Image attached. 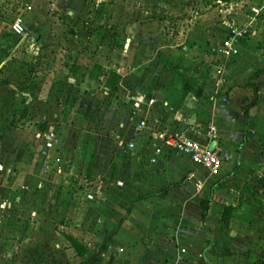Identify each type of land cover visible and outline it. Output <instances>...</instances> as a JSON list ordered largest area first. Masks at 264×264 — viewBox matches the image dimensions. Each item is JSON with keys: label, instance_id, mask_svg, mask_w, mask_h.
Masks as SVG:
<instances>
[{"label": "crops", "instance_id": "0c3cea01", "mask_svg": "<svg viewBox=\"0 0 264 264\" xmlns=\"http://www.w3.org/2000/svg\"><path fill=\"white\" fill-rule=\"evenodd\" d=\"M14 1L0 0V19L14 12ZM45 1L28 0L34 7L26 9L20 0L9 29L21 18L30 43L37 30L38 43H47L54 35L42 33L48 25L36 13ZM91 1H58L60 28L75 25L83 46L66 52L77 59L69 68L60 66L59 115L48 97L24 106L16 100L22 87L36 86L0 84L12 93V118L27 132L39 124L34 138L60 122L58 142L48 136L38 153L31 144L2 147L3 136L17 138L12 122L7 135L0 132V168L14 167V180L0 186V264H264V0H199L191 21L186 0H164L172 14L186 16L165 33L160 21L146 19L149 7L97 0L96 16ZM237 28L248 29L238 53L215 57L210 48ZM62 42L71 36L60 35ZM38 84L35 91L45 89ZM1 112L0 102V119ZM209 129L222 159L218 176L161 146L164 135ZM50 165L60 170L57 191L43 179L55 175Z\"/></svg>", "mask_w": 264, "mask_h": 264}, {"label": "rangeland", "instance_id": "374dc122", "mask_svg": "<svg viewBox=\"0 0 264 264\" xmlns=\"http://www.w3.org/2000/svg\"><path fill=\"white\" fill-rule=\"evenodd\" d=\"M58 1L59 0H46L45 2H43V6H40V4H37L38 6H36L37 8L36 13H38V16H39L38 19L41 21L42 19H44V21H46L48 25L47 27L43 29L42 33L44 34V31H45V33H48L51 36L54 35V37H50V40L47 43H38V39H39L38 35L41 34V30H39V32H37L38 31L37 30L33 34V37H36L37 42L30 43V39H31L30 35L32 34H30V28L28 26H25L26 34L22 38L13 37L12 34L10 33L9 25L12 19L15 16H19L21 14L20 0L14 1L15 2L14 12H11L10 14L4 13V15H2L0 19V73L4 75L0 77V84L2 85V83H7V84L16 85L18 87V86H22L23 84L28 83V85H34L37 88L39 85L38 83L40 84L42 83L41 85H44L45 89L40 90V91H35L36 88L34 90L33 88L24 89L22 87L19 92H21L23 96L20 97L16 95V100L24 106L28 104L30 98H33L34 96L36 97V95L43 96V99L48 97L47 100L49 99L50 101H53V104L56 105L55 109L57 110L56 112L57 115L60 114V85H59L60 84V66L69 68L72 62L77 59L73 60V57L71 56L68 58L66 52L69 54H72L74 51L71 48L83 47L82 45L79 44V40L74 38V36H76L77 32L79 31V29H77L75 25H71V24L66 25V22H63L65 23L66 27L60 28V19L64 20L65 14L62 13L61 14L62 16L60 17V2ZM96 1L97 0H92L91 3L93 4V10L96 11L94 13L96 14V16H99L100 14L97 12L99 9L95 7L97 5ZM133 1L135 2V0H132V2H130L129 8H136L137 6H140V7L143 6L145 8L149 7L148 15L146 19L160 21L161 22L160 25H162V28H163L162 29L163 33L173 32L172 29L174 27H177L178 25L183 26L181 22L186 21L184 18H182L186 16H181V14H172V12L168 9L167 2H165L164 0H158L157 2H155L154 0L148 1L149 3L148 5L150 6L140 5L142 2L140 3L135 2L134 3L135 6H134ZM198 1L199 0L197 1L196 0H186L185 2L186 7L181 2V5L184 7V10L185 8H187V9H190L191 11L192 10L194 11V13H191V16L188 18L187 21H191L192 19L198 18L199 10H196L194 8V6L196 7L199 5L200 2ZM31 3L33 2H28L24 4V7L26 9L28 6L34 7V5ZM32 13L36 14L35 11ZM96 16L93 14L92 18L94 19ZM92 18H86V20H89ZM182 32L183 31H181V33ZM65 34H69L71 36L72 42L60 43V35H65ZM4 38L8 39L9 43L4 44L2 42V39ZM175 43L176 45H179L180 40L177 39ZM96 47L98 46L92 45L91 48L89 47L91 49L90 51L96 52ZM179 47H175V50H180ZM85 48L86 50L89 49L87 46ZM115 48L117 49V51H119L118 52L119 54L124 52L122 44L120 45L115 44ZM210 51L215 55V57L218 56L220 58H223L220 55L217 47L210 48ZM60 56L62 57L61 59H60ZM60 62H63V63H61L60 65ZM167 65L168 67L173 66L172 64H170V62ZM219 68H220V71L223 68V72H221L220 74L217 73L220 76L224 73V66L220 65ZM4 72H6V74H4ZM57 84L58 86L56 87ZM11 96H12V93H10L7 89L0 90V97H1L0 102H1V110H2L1 112L2 116L0 119V132L2 134L5 133V135H7L6 131H8V129L10 128V122H12L13 129H14L12 133L14 134L15 138L17 137L15 141H12V140L5 139L4 138L5 136L2 137L1 135L2 137L1 145L3 148L4 146L8 147L9 145L16 143L17 148H21L20 150H24L26 147H29V145L31 144L32 149L33 148L35 149L34 153H38L39 150L37 149V147L40 145V141L43 142L45 140L46 142L48 139V136H49V142H53V143L58 142L57 141L58 136H60V122H58V120H56V123H54L53 121L52 125H50L51 127L47 130V132H45L46 133L45 135L47 136L43 135L40 138H37V139L34 138L35 137L34 135L37 134L39 130V124H33L34 123L33 122L32 124L29 125L31 127V129L29 130L30 132H27L28 127L25 122L24 124H20L21 121L17 120V117H14L13 119L12 114L14 113V111L12 113L13 109L12 107L8 108V103H7V102H10V99H12ZM44 110H47V108H45ZM31 121H34V120H31ZM19 126H24L25 128L24 127L19 128ZM139 128H142V126L139 125ZM183 134L184 133H182V135ZM53 137L55 138L52 139ZM157 163L158 161L156 159H153L151 161L152 165H156ZM49 167L52 168V165H50ZM13 168L14 167L11 164L5 167L4 165L1 166L0 186H3L4 183H9V181L12 182L14 180L13 179V176H14ZM51 170L52 171L55 170V175H50V173H47L43 176V179L47 183H55L56 186L54 188H50L49 190L57 191L58 189L57 187L60 186V170L57 169L56 167L54 169L52 168ZM71 181H72L71 183H80V178L78 179L73 178ZM1 195H4V192H1ZM21 207L23 208L22 205ZM42 208L47 209V205L45 204L44 206H42ZM28 227L29 226L27 225V228H25L27 232L29 229ZM48 228L50 227L48 226ZM50 256H51L50 253L46 255L45 259L48 262L51 261L49 258ZM8 258H11V257L7 256V259Z\"/></svg>", "mask_w": 264, "mask_h": 264}, {"label": "built area", "instance_id": "2783aa9c", "mask_svg": "<svg viewBox=\"0 0 264 264\" xmlns=\"http://www.w3.org/2000/svg\"><path fill=\"white\" fill-rule=\"evenodd\" d=\"M251 13L258 15V11L255 8L251 9ZM11 32L18 36L23 37L26 34V28L21 18H16L11 26ZM248 34V29H232L230 34L225 40L221 42L218 47L220 55L224 59H229L233 55L238 53L237 45ZM223 72L219 70L217 73ZM144 127L145 123L140 124ZM215 135L214 129H209L205 136H191V135H165L161 137V146L168 149L170 152L186 155L190 158L191 162L203 169H205L209 175L218 176L221 171L222 159L219 150L215 147L213 151L209 150L210 141ZM159 147L156 151L160 153Z\"/></svg>", "mask_w": 264, "mask_h": 264}, {"label": "water", "instance_id": "95a60500", "mask_svg": "<svg viewBox=\"0 0 264 264\" xmlns=\"http://www.w3.org/2000/svg\"><path fill=\"white\" fill-rule=\"evenodd\" d=\"M215 146H216V142L213 141V142L210 144V146H209V150H210V151H213L214 148H215Z\"/></svg>", "mask_w": 264, "mask_h": 264}, {"label": "trees", "instance_id": "16d2710c", "mask_svg": "<svg viewBox=\"0 0 264 264\" xmlns=\"http://www.w3.org/2000/svg\"><path fill=\"white\" fill-rule=\"evenodd\" d=\"M69 241L71 242L72 245H78L77 241H75L72 238H69Z\"/></svg>", "mask_w": 264, "mask_h": 264}]
</instances>
